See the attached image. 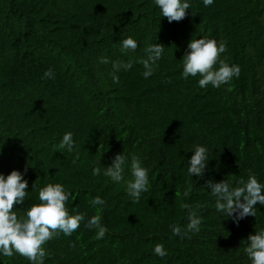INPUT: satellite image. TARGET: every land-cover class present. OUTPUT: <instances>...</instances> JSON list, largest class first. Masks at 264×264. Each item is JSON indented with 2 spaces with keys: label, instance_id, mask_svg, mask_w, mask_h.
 Wrapping results in <instances>:
<instances>
[{
  "label": "trees",
  "instance_id": "16d2710c",
  "mask_svg": "<svg viewBox=\"0 0 264 264\" xmlns=\"http://www.w3.org/2000/svg\"><path fill=\"white\" fill-rule=\"evenodd\" d=\"M191 3L183 20L169 23L154 0H0V174L20 171L29 191L13 210L25 217L41 187L61 183L75 198L69 213L85 216L71 236L46 243L45 264H251L242 241L264 229V206L234 223L216 211L205 185L249 174L264 183V0ZM128 37L138 43L134 52L121 51ZM192 38L223 43L219 60L239 65V77L203 89L199 76L184 79ZM152 44L165 49L145 79ZM125 62L133 67L114 83L113 63ZM48 70L54 79L44 77ZM69 131L71 152L60 147ZM196 145L209 149L200 178L187 172ZM121 153L149 169L138 203L127 194L130 167L121 183L91 174ZM96 196L102 208L90 205ZM185 205L203 222L181 238L171 227H186ZM97 215L103 239L86 226ZM157 244L166 256L154 254ZM0 264L29 261L14 254Z\"/></svg>",
  "mask_w": 264,
  "mask_h": 264
},
{
  "label": "clouds",
  "instance_id": "9594fccd",
  "mask_svg": "<svg viewBox=\"0 0 264 264\" xmlns=\"http://www.w3.org/2000/svg\"><path fill=\"white\" fill-rule=\"evenodd\" d=\"M159 9L160 17H166L168 22H179L186 16V10L192 6L191 0H154ZM214 0H203L204 7H209ZM121 51H135L138 43L132 37L120 41ZM164 47L152 44L145 49L146 59L142 61L145 79L153 75L154 68L162 58ZM226 46L215 39L199 38L191 39L187 45V51L182 58L184 79L199 76L198 86L206 88H220L228 84L233 78L240 75L239 65L219 60L225 53ZM102 63H108L103 59ZM218 65V67H217ZM131 62L123 64L113 63L112 80L119 82L118 72L123 69L130 70ZM44 77L54 79V73L48 70ZM75 141L72 132H66L61 140L60 147L73 150ZM188 161L187 172L189 177L200 178L209 164V149L203 145H196L191 152ZM130 167L131 179L127 182V194L133 203H138L142 194L149 190V169L143 166L139 157L131 160L123 153L117 154L110 166L99 165L92 168L93 176L104 175L113 183H121L125 179L126 169ZM34 184L32 185V188ZM205 187L215 200V209L218 213L231 218L238 223L245 217H255L257 203L264 206V183L258 181L255 174H249L247 179L240 178L234 184L226 180L213 182L208 180ZM28 181L20 171L13 170L7 176L0 174V256L12 257L14 254L26 258L29 264H45L46 243L59 234L71 236L85 220L83 214H70L66 207L69 199H75L73 193L61 183H48L38 190L39 203L32 204L27 209L25 217H18L13 210L15 205H23L29 194ZM187 196L188 193H185ZM105 201L99 196L90 200L93 207L101 208ZM188 209V223L186 227L173 225L171 231L174 236L184 238L189 233L195 234L200 231L203 218L185 205ZM87 227L98 229L97 239H103L106 228L101 225L99 215L88 219ZM245 244L244 252L251 264H264V229L255 231L249 235ZM153 252L159 257H164L167 252L162 244H157Z\"/></svg>",
  "mask_w": 264,
  "mask_h": 264
}]
</instances>
